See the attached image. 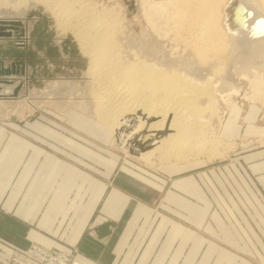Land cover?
Here are the masks:
<instances>
[{"label":"crops","instance_id":"1","mask_svg":"<svg viewBox=\"0 0 264 264\" xmlns=\"http://www.w3.org/2000/svg\"><path fill=\"white\" fill-rule=\"evenodd\" d=\"M241 109L222 123L236 146L227 158L150 171L90 140L56 145L0 125V264L31 243L76 245L84 264L264 261V131Z\"/></svg>","mask_w":264,"mask_h":264},{"label":"bare ground","instance_id":"2","mask_svg":"<svg viewBox=\"0 0 264 264\" xmlns=\"http://www.w3.org/2000/svg\"><path fill=\"white\" fill-rule=\"evenodd\" d=\"M4 1L7 0H0V3ZM38 1L52 9L61 31L71 32L78 53L88 59L86 78L91 83L97 123L111 128L117 146L126 150L130 147L137 154L136 157L143 161H166L172 157L188 158L199 154L204 151L207 142H214V137L211 139L208 133V113L210 117L214 115L211 113H217L219 100L225 102L226 108L235 106L232 96L243 93L233 85L224 92L223 85L218 83L220 75L218 78L215 75L221 72V63L227 56L230 57L225 50L227 48H222L226 37L232 43L240 44L237 35H230L220 27L217 0H142L141 6L151 31L147 36L152 44L145 43L149 47L142 45L143 48L139 50L137 42H130L131 36L127 39L129 34H126L118 11L116 14L119 16L105 11L99 13L84 0ZM258 5L264 10V0H258ZM241 21L238 24H243ZM169 23L176 26L174 30L167 27V30L174 31L173 36L168 35L169 30L166 31L165 25ZM162 24L166 32L163 35ZM21 28L24 30L22 24ZM255 31L249 33L253 35ZM24 33L22 41L29 37ZM170 40L184 44L186 53H179L178 60L170 58L174 53V50L168 53L166 47ZM176 44V47L172 44L169 46L178 49ZM248 49L251 62L261 59L264 55V37L253 40L248 44ZM209 62L212 72L204 79L191 71L196 63L201 66ZM256 77L251 99H263L264 78ZM12 90L13 85L0 84V103L5 99L18 98L11 97ZM74 264L84 263L77 258Z\"/></svg>","mask_w":264,"mask_h":264},{"label":"rangeland","instance_id":"3","mask_svg":"<svg viewBox=\"0 0 264 264\" xmlns=\"http://www.w3.org/2000/svg\"><path fill=\"white\" fill-rule=\"evenodd\" d=\"M84 1L90 3V6L96 12L103 13L105 11L109 12V14L111 15H117L119 13L120 16H117H119L123 20V27L125 26L124 29L127 30L126 34H129L127 39H129L131 36V41H129L132 44H136L137 42L136 46L138 50L143 48L142 45L147 48L149 47L147 45L152 44V40L148 37V33L151 31L149 29L148 22H146L147 19L144 16L143 6H141L142 0ZM154 1L164 2L165 0ZM217 5L220 9L218 10L220 19L219 25H221L220 27L223 30L226 29L224 31H227L228 33H230V35H237V37H239L240 44L232 43L228 40V37H226L227 40L225 41L222 48H227L225 50L228 52L227 55H230V57L227 56V61L224 60V63H221L223 71L221 68V72L215 75H217V78L220 75L218 79L220 82L218 81V83L220 85H223V91L224 89L225 91H228L229 87L233 85L235 87L237 86L236 88H239L241 93L243 92V95L241 94L232 96L233 99L235 98L233 100V104L242 108V119L249 110H255V122L264 131V98L262 99L259 97H253V99H251V91H253L252 86L257 78L256 75L262 76V79L264 78V55L261 59L251 62V59L248 56L250 53L247 54V52H249L248 44L256 38L264 37V10L259 7L258 0H217ZM238 12L242 13L239 14ZM38 13L46 16L49 20L47 30L53 31V36L50 43L51 45L57 47L59 56H48L45 51L37 49V47L35 46V42L30 38V35L28 39L25 38L26 40L23 42L26 44V47H28L29 50L35 52V59L41 58L42 61H36L34 67L28 65L26 68L25 76H21L20 78L15 77L14 82L12 84H8L13 85L14 88L18 84L20 79L23 81V84L16 96L18 98L5 99V102L0 103L1 126L8 129L11 133L17 134L18 136L29 139H49L50 142L56 145H58L56 142L60 137H65L67 140L74 139L80 142V144H84L83 140H90L92 141L93 145L113 152V154L115 155L114 158L117 160L120 159V162L124 158L126 160H129V166L133 170H137L136 167H140V169L142 170L150 171L151 169H154L161 164L170 162H183L203 159L209 161H219L227 158L235 151V144L229 142L228 140H225L221 134L222 123L230 109L229 107L226 108V105L224 104L225 102H223L222 100H219V104H217V106H219L217 113H211V115L214 114L211 117L209 113L207 115L208 122L210 121V124H208V126L210 125L209 127L213 128L211 130L209 127H207L208 133L211 139H213L214 137V142H207L204 145V151L199 154L191 155L188 158L176 159L172 157L166 161H158L156 159H154L153 161H143V159L141 160V158L136 157L137 154H135V151L130 147L126 150V148L124 147L122 148L117 146L114 141H112L113 137L111 128L101 126L100 123H97L98 118L94 108L95 101L94 99H91L93 98L90 86L91 83L86 78L88 59L79 54L78 51H76L75 54L72 53L71 44H74L76 47V42L72 38L71 32L61 31L52 9L42 1L26 0L22 2L20 0H7L0 3V20H19L24 28V36L26 34H30L33 31L34 26L40 19ZM237 14L240 15L239 20H242L241 22H243V24H238L239 20L237 18ZM162 27L163 32L161 34L163 35L165 30L163 24ZM165 27L166 31L169 30L168 35L173 36L174 31H171L170 29L167 30V27L173 28L172 30H174V27H176L174 23H172L171 25L169 23V25H165ZM253 30H256V33L252 35L249 32H253ZM17 31L18 30L11 29L12 34L10 36H0V48L2 50L9 48L11 41H16L15 37ZM39 34L36 37L45 41L47 37L44 34L43 29ZM66 40H69L70 42L66 46V49H64L63 44H65ZM145 43L148 44L146 45ZM176 43L177 42L175 40L168 41L169 45L172 44L173 46H175ZM177 44L178 49L175 48L176 46L174 48L173 46H166L167 50L169 51L168 53H170V50H174L173 56H170V58H173L174 60L179 59V53H186V51L183 49V42L178 41ZM45 47L47 49V46ZM175 52L178 53L176 54ZM262 53H264V50L262 51ZM176 62L177 64L180 63V61ZM210 62L206 64L203 63L202 65L204 68L202 67V65L200 66L196 63V67H194V69L191 68V71L197 77H202V79H204L206 75L208 76L211 74L209 72H212V70L209 69L212 67H210ZM4 63L5 65L9 64L10 59L5 58ZM223 66L225 67V69ZM253 66L257 68L258 73H256L257 70ZM251 67H253L254 69H252ZM248 71L251 73L248 74ZM202 73L205 76H203ZM241 73L244 76H242ZM31 75H34V77L32 78ZM254 76L256 78H254ZM261 84L263 85L262 82ZM220 103H222V106ZM220 114L221 116H223L221 117V124L219 123ZM100 126L103 127V129H108V131L103 130ZM59 127L66 128V131H59ZM30 128H34L36 130H31ZM217 137H219V139ZM63 144L65 145L66 149L73 148L71 141H65V143L63 142ZM89 148L90 146H88V148L86 149L89 150ZM256 261L257 262L254 261L256 264H264V261L262 260Z\"/></svg>","mask_w":264,"mask_h":264},{"label":"water","instance_id":"4","mask_svg":"<svg viewBox=\"0 0 264 264\" xmlns=\"http://www.w3.org/2000/svg\"><path fill=\"white\" fill-rule=\"evenodd\" d=\"M37 24L34 26L33 31L29 34L30 38L34 40L35 46L38 50H43L48 56H59V51L56 46L51 45L50 41L53 36V31L47 30L49 20L46 16L41 15ZM46 35V40L36 37L42 31ZM11 29L18 30L16 34V41H11L9 48L2 50L0 48V84H12L15 77H21L26 75V68L28 65L35 66L36 61L41 62V58H36L35 52L26 47V44L22 41L23 29L21 28V22L19 20H0V36H10L12 34ZM40 29V30H39ZM43 33V32H41ZM40 35V34H39ZM21 41V42H20ZM69 40L63 44L64 49L69 44ZM47 46V49L46 47ZM23 47V48H22ZM27 49H26V48ZM72 53L75 54L77 49L74 44H71ZM10 59V63L5 65L4 59ZM33 78L34 75H31ZM23 81L20 79L18 84L13 88L11 97H16L19 89L21 88Z\"/></svg>","mask_w":264,"mask_h":264},{"label":"built area","instance_id":"5","mask_svg":"<svg viewBox=\"0 0 264 264\" xmlns=\"http://www.w3.org/2000/svg\"><path fill=\"white\" fill-rule=\"evenodd\" d=\"M78 247L69 250L50 249L37 243L25 248L12 246V251L5 264H74Z\"/></svg>","mask_w":264,"mask_h":264}]
</instances>
